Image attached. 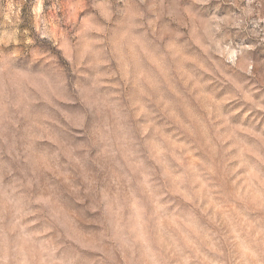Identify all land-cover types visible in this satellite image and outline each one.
<instances>
[{
	"label": "clouds",
	"instance_id": "9594fccd",
	"mask_svg": "<svg viewBox=\"0 0 264 264\" xmlns=\"http://www.w3.org/2000/svg\"><path fill=\"white\" fill-rule=\"evenodd\" d=\"M77 229L264 264V0H0V264H85Z\"/></svg>",
	"mask_w": 264,
	"mask_h": 264
},
{
	"label": "rangeland",
	"instance_id": "374dc122",
	"mask_svg": "<svg viewBox=\"0 0 264 264\" xmlns=\"http://www.w3.org/2000/svg\"><path fill=\"white\" fill-rule=\"evenodd\" d=\"M65 244L71 251L82 255L85 264H103L107 242L99 239L98 233L77 229L70 238H65Z\"/></svg>",
	"mask_w": 264,
	"mask_h": 264
}]
</instances>
